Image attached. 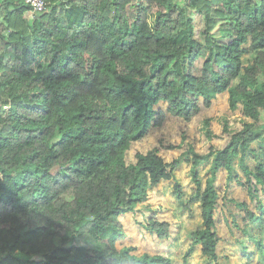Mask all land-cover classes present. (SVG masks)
<instances>
[{
	"label": "trees",
	"instance_id": "1",
	"mask_svg": "<svg viewBox=\"0 0 264 264\" xmlns=\"http://www.w3.org/2000/svg\"><path fill=\"white\" fill-rule=\"evenodd\" d=\"M47 2L28 16L24 0H0V264H176L170 255L116 245L127 237L120 216L174 178L182 162V154L166 161L160 153L173 143L127 161L128 138L162 126L167 113L190 121L228 91L229 107L242 105L251 121L223 148L194 154V163L210 157V174L202 186L192 173L202 224L184 256L186 263L199 244L216 261L217 172L225 168L227 183L253 194L252 171L244 167L245 183L233 162L264 139V0ZM195 13L204 16L200 30ZM92 37L103 42V64L89 50ZM96 77L104 97L75 101L78 84ZM160 101L166 109L154 107ZM118 121V131L109 128ZM253 176L264 184L263 161ZM174 192L184 194L179 181ZM170 225L151 216L143 226L169 238Z\"/></svg>",
	"mask_w": 264,
	"mask_h": 264
},
{
	"label": "rangeland",
	"instance_id": "2",
	"mask_svg": "<svg viewBox=\"0 0 264 264\" xmlns=\"http://www.w3.org/2000/svg\"><path fill=\"white\" fill-rule=\"evenodd\" d=\"M215 6L220 7L221 4ZM26 14L32 16L33 12L29 10ZM203 18L200 13H195L197 30L202 27ZM216 32L220 33V30L217 28ZM89 50L100 58L101 64L104 63L106 56L100 39L92 37L89 41ZM203 62V57L196 61L195 73L202 72ZM76 91H79L80 96L76 97L75 101L87 99L89 96L104 97L97 77L90 82L79 83ZM228 96V92L218 94L212 100L211 106L202 105L200 113L190 121L167 113L162 126L152 123L145 135L137 139L128 138L129 146L125 149L127 161H135L137 151L146 152L156 145L173 143L176 145L175 148L161 147L160 153L166 161H172L182 154V162L176 168L174 178L164 179L157 186L149 189L146 201L139 203L135 211L120 216L127 237L116 242L119 248L124 245H134L136 246L134 252L138 254L163 253L170 255L176 264H264V250L257 243L260 239L264 244V218L256 221L249 218L250 212L263 213L260 204L264 207V184L259 183L253 176L257 162H264L262 138L252 142L249 145L251 150H244L233 162L235 172L245 183L247 177L244 167L247 166L252 171L253 194H249L247 186L239 185L236 180L227 183L225 168L217 172L216 186L219 197L215 219L217 232L220 235L217 260H209L198 244L189 255L188 261L184 262L185 253L192 244V231L202 224L199 192L192 173L198 171L202 186L210 174V157L194 163V154H208L211 145L223 148L229 141L231 132L242 128L246 121H251V118L242 114V105L236 110L229 107ZM158 106L166 109L167 103L160 101L154 105L155 108ZM206 118L209 120L207 121ZM120 123L124 122H114L109 128L118 131ZM225 124L228 126V131L224 130ZM176 181L182 185L184 192L182 197H178L174 192ZM151 216L171 223L169 238H160L156 233L144 228L143 225Z\"/></svg>",
	"mask_w": 264,
	"mask_h": 264
},
{
	"label": "built area",
	"instance_id": "3",
	"mask_svg": "<svg viewBox=\"0 0 264 264\" xmlns=\"http://www.w3.org/2000/svg\"><path fill=\"white\" fill-rule=\"evenodd\" d=\"M30 7L33 13L41 12L45 10L47 5V0H24Z\"/></svg>",
	"mask_w": 264,
	"mask_h": 264
},
{
	"label": "crops",
	"instance_id": "4",
	"mask_svg": "<svg viewBox=\"0 0 264 264\" xmlns=\"http://www.w3.org/2000/svg\"><path fill=\"white\" fill-rule=\"evenodd\" d=\"M225 92H228V91H225ZM224 93V92H223Z\"/></svg>",
	"mask_w": 264,
	"mask_h": 264
},
{
	"label": "water",
	"instance_id": "5",
	"mask_svg": "<svg viewBox=\"0 0 264 264\" xmlns=\"http://www.w3.org/2000/svg\"><path fill=\"white\" fill-rule=\"evenodd\" d=\"M263 128H264V125H263Z\"/></svg>",
	"mask_w": 264,
	"mask_h": 264
}]
</instances>
